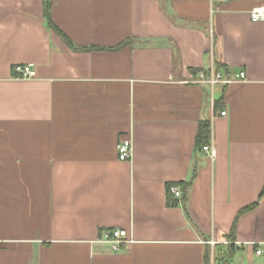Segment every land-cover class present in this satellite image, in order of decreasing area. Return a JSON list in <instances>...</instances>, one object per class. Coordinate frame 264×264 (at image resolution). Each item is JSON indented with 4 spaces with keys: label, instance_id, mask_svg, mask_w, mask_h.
<instances>
[{
    "label": "crops",
    "instance_id": "0c3cea01",
    "mask_svg": "<svg viewBox=\"0 0 264 264\" xmlns=\"http://www.w3.org/2000/svg\"><path fill=\"white\" fill-rule=\"evenodd\" d=\"M260 5L0 0V264H215L228 245V264H264ZM211 68L245 76L192 82ZM113 228L117 251L98 241Z\"/></svg>",
    "mask_w": 264,
    "mask_h": 264
},
{
    "label": "built area",
    "instance_id": "2783aa9c",
    "mask_svg": "<svg viewBox=\"0 0 264 264\" xmlns=\"http://www.w3.org/2000/svg\"><path fill=\"white\" fill-rule=\"evenodd\" d=\"M249 18L252 22L264 21V5L257 6L253 8L249 13ZM32 64H15L12 66L13 77L15 78H30L33 75L31 69ZM194 78L191 79L195 83H206L207 85L213 87L218 83L230 84L236 80L244 78V72H239L235 75L234 78L224 77L218 71H214L212 68L206 72L196 71L194 73ZM221 115H225V111L220 112ZM117 155L118 159L121 161L129 160L132 156V142L129 137L121 139L117 146ZM202 150L206 152L209 157L212 159L215 155V149L212 144H207L202 146ZM170 193L176 197L180 198L182 192L179 186L172 184L169 187ZM99 242L106 243L110 246L112 251H117L120 246L124 243L131 242L127 230L122 228H113L105 231L102 237L98 240ZM211 245H214L216 242L211 240L209 241ZM260 250L256 251V254H259ZM210 264H213L212 261Z\"/></svg>",
    "mask_w": 264,
    "mask_h": 264
},
{
    "label": "trees",
    "instance_id": "16d2710c",
    "mask_svg": "<svg viewBox=\"0 0 264 264\" xmlns=\"http://www.w3.org/2000/svg\"><path fill=\"white\" fill-rule=\"evenodd\" d=\"M126 42H129V41H126ZM124 42L123 45L126 43ZM122 45V44H121ZM120 46V45H119ZM208 135H209V123L208 122H204V123H201V125L199 126V129H198V132H197V135H196V139H195V144L196 146H200L202 148V146H204L206 143H207V139H208ZM176 186H179L181 191L183 193H185L190 185V182H177V183H172ZM172 184H168L167 185V193L170 194V191H169V187L172 185ZM170 198V197H169ZM168 205H172L174 204L172 201H169L168 199V202H167ZM252 207L251 206H248V207H244V208H241L238 213H237V217L242 214L243 212L249 210L250 208ZM234 224L233 223V226H232V229H231V232H233L234 230ZM232 246L231 245H228L227 246V249L225 250V252H223L221 255L220 253L218 255H216L214 257V260H215V264H228L229 263V260H227V258H229L230 256V253L232 252ZM208 263V262H207Z\"/></svg>",
    "mask_w": 264,
    "mask_h": 264
},
{
    "label": "rangeland",
    "instance_id": "374dc122",
    "mask_svg": "<svg viewBox=\"0 0 264 264\" xmlns=\"http://www.w3.org/2000/svg\"><path fill=\"white\" fill-rule=\"evenodd\" d=\"M218 264V263H217Z\"/></svg>",
    "mask_w": 264,
    "mask_h": 264
}]
</instances>
